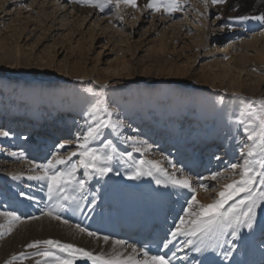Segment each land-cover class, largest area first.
Here are the masks:
<instances>
[{"label":"rangeland","instance_id":"374dc122","mask_svg":"<svg viewBox=\"0 0 264 264\" xmlns=\"http://www.w3.org/2000/svg\"><path fill=\"white\" fill-rule=\"evenodd\" d=\"M15 1L18 0H10V3L0 10V96L8 99L10 108L20 118L27 116L25 119L22 118L25 125L29 122H31L29 125H32L35 124V119L29 114L30 99L35 88L39 90L40 116L45 120L50 117L47 124H52L54 119L51 118H55L66 127L67 132L69 131V136L66 135V138L57 140L55 145L53 144L56 146V153L51 159L57 155L67 159L73 152H78L80 150L78 144L83 140H78L77 137L82 138L89 126H94L95 122L111 120L113 124L122 121V126L115 131L112 128L102 129L100 134L90 141V146L102 152H111L110 147H105L107 142H111L109 133L111 132L115 139V144L111 142V145L116 150L113 153V164L120 163V167L126 165L133 169L135 165L140 166L139 161H148L146 160L148 155L136 150L139 146L138 140L150 139L151 147L157 146V148L163 147L160 144L169 140L176 144L173 150L178 149L179 144L190 143L201 149L200 154L208 150L212 156L208 158H213L208 165H212L214 160L215 172L221 171L225 175H231L225 170L230 163L237 162L239 145L246 142L243 128L235 129L237 113L242 112L249 103L264 99V72L256 73L254 70H249L245 65L246 61H240L241 67L237 74L228 67L226 73L222 70L227 66L226 58L229 56H238L240 59L245 56H256L257 52L254 49L261 47L264 38L253 47L245 44L253 37L264 36L262 35L264 22L233 19L230 11L235 8V4L233 8H225L227 6L224 3H213V0H204L205 3L198 1L188 7H184L182 0H178L179 8L171 14L163 9L155 11L149 8L141 12L137 18H133L132 15L134 11L139 10H137L138 5L130 7V10L124 7L125 11L122 3L117 6L112 0L111 3H104L101 10L98 5L103 0H91V4L97 6H91L89 0H74L76 7L92 9L95 12L93 20L83 23L74 22L75 20L71 18L73 11L71 8L68 9L69 5L62 9V14H59L54 12L51 0H40L38 3L33 0H22V3L16 2L14 5ZM31 9L36 11V14ZM65 10L67 12L64 13ZM126 12L130 17L124 16ZM161 13L163 14L160 15ZM96 18L102 21L96 22ZM135 20H138L136 24ZM11 26L16 30L27 26L23 38L18 40L22 55L18 59L17 66L13 65L17 60L14 56L15 38L14 36L8 38L14 35ZM236 31L239 34L235 35ZM91 35L95 36L94 40L90 39ZM2 37L8 43L6 46L1 41ZM161 40L167 45V50L158 53L156 48ZM225 42L230 46L229 52L225 49ZM79 43L81 50L78 53ZM259 50L264 52V48ZM84 73L87 76H84ZM240 84V90L237 91V86ZM89 88L97 93L103 90L104 99L110 109L114 110L111 117L102 107L95 112L89 110L93 102L92 94L86 91ZM164 94H168L167 99ZM48 112L51 114L46 115L45 113ZM63 112L65 114H62ZM69 117L73 120H68ZM245 119L247 120L246 117ZM6 128L7 125L6 127L4 125L0 129L2 131ZM25 131L17 132V137L21 139L14 146L0 143V161L8 163L6 165L16 164L17 159L25 157L24 154L21 156L27 144L23 137ZM162 132L167 133L166 138ZM210 136L214 137L209 143L217 142L210 144L212 149H207L206 138ZM219 141L221 143H218ZM60 144H64L65 147L59 148ZM201 144H204V149L201 148ZM19 147L23 148L19 149ZM157 152L149 157L156 155L163 161L162 168L168 173H176L179 176L176 169L172 168V164L163 159V156L160 157L162 151L158 154ZM197 152L198 149H195L194 153ZM13 153L18 154L17 159L11 157ZM29 159L24 158V161ZM200 159L195 163H199ZM45 163L47 162H43ZM79 163L80 157L72 156L69 163L60 169ZM35 165L39 164L32 163L30 168L33 167L32 170L38 174ZM144 167L146 169L147 166ZM203 168L201 166V169ZM6 169L9 168H3L4 171ZM135 169L137 167L133 170ZM86 172L89 175L86 176ZM110 173H114L113 170ZM213 173L207 174L204 180V183L214 186L207 190L211 191L209 203L215 197L214 193L221 190L219 183L231 182V180L212 181ZM92 174L90 169L78 168L76 177L84 179L86 184L82 192L74 193L76 196L88 190L92 194L96 193L98 185L95 179L93 181ZM143 176L138 177L139 181L147 184L146 177ZM13 177L9 181L4 179L0 186L12 191L14 188L12 180H17ZM149 178L154 183L156 178L165 179L159 173L155 174V178L153 176ZM232 178L238 180L239 176ZM32 182L33 180L28 183ZM197 185L199 186L198 183ZM138 186L143 187L142 189L147 188V185ZM169 188L165 186L166 191H169ZM16 190L18 193H14ZM11 191L6 195L15 197L22 193L17 188H14V192ZM144 193L147 195L146 191ZM259 218L264 220V208H260L258 220ZM18 234L22 235V231L17 227L2 237L14 240L17 236L20 237ZM35 240H38V235L33 237L26 234L20 237L19 252H16L14 255L16 259L13 261L26 264V261L32 259L40 260V257L32 255L36 249L26 247ZM21 252L29 258L21 259L19 255ZM76 264L91 263L78 259Z\"/></svg>","mask_w":264,"mask_h":264},{"label":"bare ground","instance_id":"6f19581e","mask_svg":"<svg viewBox=\"0 0 264 264\" xmlns=\"http://www.w3.org/2000/svg\"><path fill=\"white\" fill-rule=\"evenodd\" d=\"M33 1H36L38 3L40 0H33ZM198 1L205 3L204 0H182V3H183L184 7H188V6H193ZM16 2L22 3V0L15 1L14 5H16ZM74 2H75L74 0H73V2H72V0H51V3H53V5H51V6L53 7V9H55V11H54L55 13L62 14L63 13L62 9L66 8V6L69 5L68 9L71 8V10L73 11L72 12L73 15L71 16V18H73L75 20L74 22L79 21V22L83 23L86 21L93 20V18L95 16V12L92 9L76 7L74 5ZM149 2H150V0H137V5H138L137 10L138 9L139 10L137 12L134 11L135 13H134V15H132L133 18L134 17L137 18V16L140 15L141 12H145L146 9H149V7L147 5H145L146 3H149ZM9 3H10V0H0V10H3L5 5L9 4ZM122 4H123L122 7L124 10H125V8H128L130 10V7H132V6L126 5L124 3H122ZM234 4H235V8H233ZM31 5H32V3H31ZM215 5L219 6L218 4H215ZM224 5L227 6L225 8H230V7L233 8L230 11V16H232V17L248 16L249 14L260 15V14L264 13V0H226V3H224ZM30 7L32 8V6H30ZM60 7H63V8L60 9ZM39 9H41V8H39ZM67 10H65L64 13L67 12ZM33 11L34 10H32V12ZM3 12H5V11H3ZM128 12H130V11H128ZM128 12H126V15L124 13L125 17L128 15ZM34 13L36 14V11H34ZM131 14H132V12H131ZM162 14L163 13H161L160 15H162ZM160 15H157V17ZM128 17H130V16L128 15ZM49 18H50V16H49ZM98 20L99 19L96 18L95 21L98 22ZM95 21H93V23H95ZM99 21H102V20H99ZM137 21L135 20V24ZM66 26H68V25L66 24ZM66 26L62 25V27H66ZM11 27L13 28L14 35H10V37H8V38H11L12 36H14V38H15L14 56L17 58V60L14 62L13 65L17 66V65H19L18 59L21 58V55H22V50L18 44V40L22 37L27 26H23L19 30L14 29L13 26H11ZM236 34H239L238 31H236L235 35ZM262 35H264V32L262 33ZM226 36H228V34H226ZM261 38H264V36L253 37L250 41H248V43H246L247 42L246 41L245 45H251L252 47L256 46L257 44H259L261 42L260 41ZM90 39L94 40L95 36L90 37ZM1 41L3 42L4 46H6L8 44L6 42V39L3 37L1 39ZM224 44H225L224 46H225L226 51L229 52L230 46L227 45V42H225ZM263 44H264V39L261 43V47L263 46ZM157 46L158 47L156 48L157 49L156 51L158 53L164 52L167 50L166 49L167 45L164 43L163 40H161V42ZM261 47H257L254 49L257 52L256 56H254V57L253 56H245V57H242L241 59L238 56L227 57L226 63H228V64H227V66L223 67L222 72L226 73L227 72L226 67H228L229 69L234 70L235 73L237 74L239 72L240 67H241L240 61H242V62L246 61L245 65H247V68L249 70H252V71L254 70L256 73H258V71L264 72V54H263L264 52L259 50V49L262 50L264 48V46H263V48H261ZM77 50H78V53H79V50H81L80 49V43L77 45ZM128 50L131 51V49H128ZM130 51H129V53H130ZM83 75L87 76L85 73ZM84 78H86V77H84ZM240 87H241V84L237 86V91L240 90ZM231 89L233 90L232 87H231ZM60 95L62 97V92ZM167 95L168 94H164L165 99H167ZM4 97L5 96H0V128L1 127L3 128L5 123L7 125V128L5 130H2V131L0 129V132L7 131L9 133V135L8 136L0 135V143H7V144H9V146H14L15 144L18 143V140L21 139V138L17 137L18 136L17 132L19 133L21 129L28 128L30 122L28 125H25L24 119L27 116L24 117V119L20 118V116H18L14 112V110L10 108L8 99H6ZM40 102L41 101H40V96H39V90L37 88H35V90L32 93L31 99H30V107L31 108H30V112H29V114H31V116L34 117V119H35L34 120L35 124H32L30 126L32 128H34L35 126L40 127L41 121H43V122L49 121V119L47 121H44L39 114ZM50 113L51 112H48L45 114L48 115ZM62 114H65V113L63 112ZM240 114H241V111L237 113L238 119H240ZM31 116L28 117V120L31 118ZM51 119H54V122H52V124H46V128L47 127L50 128L48 130L49 134H47V136H49L50 138H53L52 139L53 141L57 138L56 136L60 137V139H61V134H64V136H66V135L69 136V131L68 132L66 131V127H64L62 124H60V122L58 120L56 121L55 118H51ZM68 120H73V119L69 117ZM237 120H235V129H237V127H238L236 124ZM22 123H24V124H22ZM25 132L27 133L28 131H25ZM109 133H110V139H111L112 144H115V139L111 135L112 133L111 132H109ZM162 134H163V132H162ZM23 137H24L25 143H28V142L34 143V142L38 141V140L33 139V137L31 138L30 135H28V134H24ZM213 137L214 136H210L209 138L208 137L206 138V140H207L206 142L208 143L207 147L210 146V144L212 145V143L217 142V141H212L211 143H209L211 140H213L212 139ZM41 138H42V142H40V145H42V143H44V142H49V139L47 140L46 136L41 137ZM144 140H145L144 138L141 140H138L139 141L138 148L140 149L139 152H141V153L144 152L146 155H148V157H146L147 158L146 160L157 161V162H159L160 166H163L162 165L163 161L160 160V158H158L156 155L153 157H149V156L156 154L157 151L154 152L155 150L153 151V149H152L153 147L151 148L152 144L150 145L149 142H147L146 140L144 141ZM141 142H143V143H141ZM156 143H157V141H156ZM218 143H221V141H219ZM27 146H29V144L25 145V147H27ZM172 146H176V144H174ZM37 147H38V145H37ZM22 148L23 147H19V149H22ZM50 148H51V146H50ZM201 148L202 149L205 148L204 144H201ZM42 150H43V152H46L45 148H43ZM151 151H153L154 154ZM11 157H13L14 159H17L18 154L13 153L11 155ZM24 158L25 159L30 158V159H29V161L25 162ZM24 158L23 159H17L16 164H9V165H6L8 163H4V162L0 161V184L3 183L4 179H8V181H9V180H11V177L14 176V177H16L17 180L16 181L12 180V182L14 183L13 187L20 189L22 191V193L25 194V195H17L15 197L11 196L12 200H17L20 202V204H19L20 209L18 208L17 211L19 212L20 210H23L24 215H25V213H26V215L31 214V212L40 213V216H38L36 219L24 220V221L20 220V222H18L12 226V229H17V227L19 228V230L21 229L22 235L18 234L20 237H22L26 234L33 236V237L38 235V240H47V239L59 240L63 243H71L77 247L92 251L94 254L103 253L105 255H109L113 252L114 240L110 239L107 243H105L103 241V237L106 236L107 233H111L114 230L117 232H119V231L131 232L133 230H137L139 232H142V230L145 227H150L153 225H160L161 227L168 228L167 226H169L170 223L173 225V227H172V230H173L175 224H177L179 221L177 219V223L173 224L172 219H169V218L178 217L180 210L178 209V210H176V212L173 213V208L169 207V205H176L177 203H180L182 207L186 206V204L184 203V200L177 198V197H179L180 193L181 194L183 192L187 193L186 190L184 191V190L175 189L176 191L173 194H170L169 191H166L169 193L168 198H170V201L163 202L162 199L159 198V194L155 193V191L161 193L160 189L154 188L152 186H146V185L145 186L147 188H145V189H142L143 187L139 188L138 182H140L139 181L140 179L139 178H137V179L136 178L135 179L130 178L133 176V174L136 171V169L135 170H133V169L135 167H138V166L135 165V167H133V169L126 166V165H123V167H120V163L113 164V160H112L110 162V167L112 168L114 173L109 172L104 177L98 176L95 172H93V174H92L93 181L95 179V183L98 185V187L101 188V195L99 193L100 198L95 199L96 201L93 202V204H91L90 207L94 212H98V216H100V217L107 215L108 218H107L106 222L99 221L98 225H88L86 222H84L81 219H77V218H74V217L69 216V215H64L65 219H68L69 223H72L76 226L80 225L81 227L86 228L88 231L96 233L100 237V239H96L94 237L88 236L86 232L85 233L79 232L76 226H73L69 223H65L61 219H54L51 216L44 214V212H46L49 208H51L55 204L53 202L54 200L48 199L47 187L44 184V182H38V181L33 180V182L31 184L28 183V182L32 181L29 179V177L37 174V172L32 170L33 167L30 168V166L32 163L39 164V158H35L32 155H25ZM200 165H201L200 163H193L192 164L191 168H198L197 170H194V175L192 174L193 175L192 178L196 179V182H195L196 191L195 192L197 194V197H196L197 200L199 199V201H202L204 204H207L210 201L209 197L211 195V191H204L203 188H200L197 185V183L199 184L198 177H202L203 172H205L207 170L205 166L203 169H201ZM207 165H208V162H206V166ZM168 166H170V164ZM59 167L61 168L62 166H59ZM3 168H9V169L8 170L6 169V171H4ZM63 170H65V169H63ZM115 171H116V173H115ZM182 174L185 175L187 173L183 172ZM179 175H181V173H179ZM145 177H146V182H148L149 176L145 175ZM134 180H136V181L134 182ZM35 182H37V184H35ZM225 183L226 182H222V183L218 184L220 189H222V186ZM28 184H29V186H32V187H28ZM193 184H194V182H193ZM163 185L165 187V184H163ZM166 187L169 188L170 186H166ZM14 188H12V189L14 190ZM24 189H28V191H24ZM10 191L11 190H9L7 192H10ZM145 191L147 192L146 193L147 195H145V193H144ZM90 192L91 191L88 190L84 194L78 195V198L80 199L81 197H84L85 199H87L88 197L95 195V194H92ZM14 193H18V191L16 190V192H14ZM188 193H190V192H188ZM104 194H105V196L103 197ZM214 194L216 196V193H214ZM2 203L4 205L0 206V212H3V211L5 212L4 209L9 208V205L5 200H2L0 202V205H2ZM149 205L152 206L151 212L147 211V208ZM59 211L60 210H57L54 214L55 215L60 214V213H58ZM259 212H260V208L257 209V216H258ZM104 221H105V219H104ZM166 223H168V224H166ZM0 225H3V227H0V232H4V234L8 233L7 232V228H8V218L7 217L0 216ZM259 233H260L259 229H257L255 232H252V233H250L248 229H241V232L239 234V238L237 240L233 241V243H235L236 247L233 249L232 255L227 259L228 260L232 259L235 262H237L241 253H242L244 255V257L248 254V256L251 258L250 260H246V261H248V264H261V263H263L262 262L263 258H261V260H260L259 256L257 257V255L255 254V250L258 249L257 251H259V253H261V255H263L264 249L259 248L258 246L256 248L255 246H253V244L251 245V243L256 244L255 239L259 235ZM20 237L17 236L16 239L10 240V239H5L2 236H0V264H10V262H11V264H18L17 262L13 261V257L17 251L19 252L18 242H19ZM184 239L185 238H183V237H177L176 240L172 241V243L176 242V246H175L176 251L178 253H183L184 259H186L188 257H191V258H194L197 260L203 259V261H204L203 263H206L208 261V259L216 260L217 258H219V255L222 254L223 250L228 247V244L224 243L222 248H218L215 251H213L212 247L210 246L206 250H203L201 252H197L194 250V248L192 246H186L183 243ZM223 239L226 241H229V240H232V237L229 234V235L225 236ZM211 243H212L211 240H209L210 245H211ZM247 246L252 251L246 250L245 247H247ZM22 250H24V249H22ZM118 250L124 251L125 255L131 254L130 248H127L126 250H123V249H118ZM89 263H91V262L89 261ZM26 264H36V260L32 259L30 261H26Z\"/></svg>","mask_w":264,"mask_h":264},{"label":"snow or ice","instance_id":"6c2138e0","mask_svg":"<svg viewBox=\"0 0 264 264\" xmlns=\"http://www.w3.org/2000/svg\"><path fill=\"white\" fill-rule=\"evenodd\" d=\"M112 0H103L98 6L103 10L104 3H111ZM116 5L120 3L136 7L137 0H115ZM214 3H226V0H213ZM91 4V0H89ZM97 6V4H91ZM150 9L160 11L163 9L166 13L171 14L179 8L178 0H150L147 5ZM220 19L221 17H217ZM236 20H256L264 22V13L253 16H238ZM106 87V86H104ZM93 96V102L90 104L89 110L95 112L103 109L109 117H111L113 109H110L108 103L103 97V90L93 92L91 88L86 89ZM247 118V120L245 119ZM122 121L113 124L111 120H100L89 126L88 131L82 139L83 142L78 144L80 149L73 152L67 159L58 155L54 159H50L45 164L35 165L38 174L30 176V180L44 182L47 187V195L49 200H54L55 204L49 208L45 215L54 219H61L54 213L57 210H63L70 205H74L75 209H81V199L74 194L82 192L85 188L86 181L77 179L76 172L79 167L90 169L98 176L104 177L112 171L110 162L114 158L115 147L111 142L105 144L106 148H111V152H102L90 146V141L94 140L104 128H112L114 131L122 126ZM238 127L243 128L246 142L239 145V159L237 162L230 163L226 170L231 175H225L224 172L217 171L211 175L212 181L231 180L225 183L222 189L217 191L216 196L212 198L211 203H200L195 195L196 189L190 176L183 175L182 168H176V173H168L162 168L157 161H139L140 166L137 167L135 173L130 178H138L143 175L153 176L159 173L165 177L164 180L156 178L157 185L165 184L173 189L187 190L192 193L190 199L186 201V207L182 209L183 215L179 217V222L175 224L173 230L169 233L170 238L166 237L161 243L164 249L169 247L172 241L177 237L185 238L183 243L186 246H192L195 251L201 252L208 247H212L215 251L222 248L224 243L228 247L223 250L222 255L225 259L232 255L233 249L236 247L233 241L239 238L241 229H248L250 233L257 229L264 233V220H258L257 209L264 208V99L251 102L241 112L240 119L236 121ZM2 136H8L7 131L0 132ZM143 143V142H141ZM64 148V144L58 145ZM150 147V146H149ZM137 151L140 149L137 148ZM130 155V154H129ZM23 156V153H21ZM72 156H79V165L72 164L65 170H61L59 166L67 165ZM219 159V157H217ZM144 166H147L146 169ZM85 175H89L88 172ZM239 176V179H233V176ZM16 179V177H13ZM204 177H198L199 187L205 191L213 188L212 184L204 183ZM20 195H25L20 193ZM30 198V197H29ZM0 216L8 218L7 232L11 233L12 226L20 222L21 217L15 211L0 212ZM67 223V221H64ZM3 227V225H0ZM81 233H87L88 236L100 239V237L80 225L76 226ZM232 240L226 241L223 238L227 235ZM4 232H0L3 236ZM109 236H104L103 241L107 243ZM211 240V245L209 244ZM113 252L109 255L103 253L94 254L92 251L80 248L71 243H63L59 240H35L26 247L36 249L32 254L41 259L36 264H76L78 259L90 261L91 264H172L167 253L150 255L148 246L138 248L136 244H130L125 240H115ZM127 248L131 249V254H124V251L118 250ZM142 254V257H141ZM20 258H29L25 253H20ZM175 253H173V256ZM16 257H13L15 260ZM11 264V262H10Z\"/></svg>","mask_w":264,"mask_h":264}]
</instances>
